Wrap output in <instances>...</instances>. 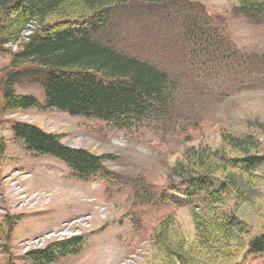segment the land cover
<instances>
[{
    "label": "trees",
    "instance_id": "16d2710c",
    "mask_svg": "<svg viewBox=\"0 0 264 264\" xmlns=\"http://www.w3.org/2000/svg\"><path fill=\"white\" fill-rule=\"evenodd\" d=\"M129 4L147 8L154 22L164 26L165 32L158 29L145 37L144 44L150 39L167 50L166 36L172 35V48L184 55L181 63L198 79L209 74L218 78L231 70H246L252 61L264 62V55L245 56L225 26L227 16L210 12L200 0H0V53L10 55L1 68L0 113L54 108L104 120L115 130L168 126L182 104L179 76L159 60L132 53L114 36V11ZM230 13L264 24V0H237ZM24 78L41 86L43 101L16 91L15 84ZM252 125L264 131V122ZM10 128L27 150L61 160L74 177L118 178L106 166L117 159L114 154L70 147L61 133L27 121H13ZM263 148L264 140L254 133L226 130L216 147L183 148L169 166L159 199L187 208L195 237L181 229L175 213H165L150 231L149 264H234L242 254H264V228L251 231L237 211L244 203L255 204ZM5 150L0 138V156ZM81 243L82 236L77 235L52 241L30 249L19 262L6 257L5 264H48L77 253Z\"/></svg>",
    "mask_w": 264,
    "mask_h": 264
},
{
    "label": "rangeland",
    "instance_id": "374dc122",
    "mask_svg": "<svg viewBox=\"0 0 264 264\" xmlns=\"http://www.w3.org/2000/svg\"><path fill=\"white\" fill-rule=\"evenodd\" d=\"M200 1L213 13L227 16L225 26L245 55H264V24L232 16L231 5L237 0ZM157 11L154 9V14ZM113 22L114 36L122 46L159 60L179 76L176 83L182 104L176 118L163 128L142 124L131 130H115L104 120L71 116L54 108L0 113V138L6 144L0 156V264H5L6 257L19 262L30 249L76 235L82 236L78 252L48 264H149L150 231L165 213H175L181 229L189 238L195 237L187 208L159 199L169 166L183 148L191 144L216 147L223 130L254 133L264 140V131L252 125L264 122L263 61H252L246 70H231L218 78L209 74L198 79L181 63L184 55L172 48V35L166 36L167 50L150 39L144 44L145 37L158 29L165 32L147 8L132 4L117 8ZM9 59L8 52L0 53V75ZM15 88L43 101L38 83L24 78ZM16 120L61 133L62 141L70 147L114 154L117 159L106 166L118 174L117 180L79 179L61 160L32 153L12 136L10 127ZM260 172L255 204L244 203L237 210L256 232L264 228V165ZM233 261L264 264V255L242 254Z\"/></svg>",
    "mask_w": 264,
    "mask_h": 264
}]
</instances>
